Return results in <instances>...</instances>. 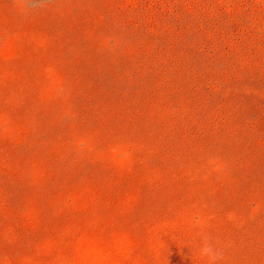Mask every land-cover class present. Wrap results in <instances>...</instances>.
<instances>
[{"label":"rangeland","instance_id":"374dc122","mask_svg":"<svg viewBox=\"0 0 264 264\" xmlns=\"http://www.w3.org/2000/svg\"><path fill=\"white\" fill-rule=\"evenodd\" d=\"M0 264H264V0H0Z\"/></svg>","mask_w":264,"mask_h":264},{"label":"clouds","instance_id":"9594fccd","mask_svg":"<svg viewBox=\"0 0 264 264\" xmlns=\"http://www.w3.org/2000/svg\"><path fill=\"white\" fill-rule=\"evenodd\" d=\"M201 255L202 256H204V255L211 256L212 259H215V255L213 253V250L208 246H205L201 249Z\"/></svg>","mask_w":264,"mask_h":264}]
</instances>
